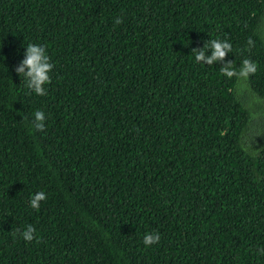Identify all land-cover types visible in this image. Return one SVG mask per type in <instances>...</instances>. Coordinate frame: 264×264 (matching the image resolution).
Here are the masks:
<instances>
[{"label":"trees","instance_id":"trees-1","mask_svg":"<svg viewBox=\"0 0 264 264\" xmlns=\"http://www.w3.org/2000/svg\"><path fill=\"white\" fill-rule=\"evenodd\" d=\"M217 38L256 73L195 62ZM29 43L54 64L45 96L15 72ZM27 225L40 243L14 237ZM261 248L264 0H0V264H264Z\"/></svg>","mask_w":264,"mask_h":264},{"label":"clouds","instance_id":"clouds-1","mask_svg":"<svg viewBox=\"0 0 264 264\" xmlns=\"http://www.w3.org/2000/svg\"><path fill=\"white\" fill-rule=\"evenodd\" d=\"M115 23H122L121 19H117ZM248 45L253 46V41L248 40ZM24 59L20 61L19 65L15 67V72L18 76L24 77L25 87L37 96H45L47 94L45 85L51 83L50 73L54 68V64L50 62V58L47 55L46 49L43 45L29 43L25 47ZM211 55H206L207 52ZM233 51L231 42L227 39H211L204 43L202 48H193L191 54L194 56L195 62L204 63L206 65H214L217 62L222 63L220 67V73L229 79L232 78H248L254 75L257 71V64L251 59L245 58L242 60L239 68L234 65L233 61H226V57ZM45 113L42 110L34 112V120L32 122L33 127L37 131L45 130ZM46 194L43 191L35 193L29 203L30 207L38 210L41 202L46 200ZM36 228L32 225H27L23 231L19 228L13 232L14 237L19 235L21 239L26 242H32L36 240L37 243L41 242V239L36 237ZM160 234L147 233L143 238L145 246H151L157 244L160 241ZM258 254H264V248L259 249Z\"/></svg>","mask_w":264,"mask_h":264}]
</instances>
